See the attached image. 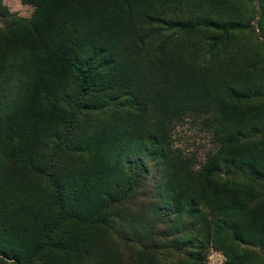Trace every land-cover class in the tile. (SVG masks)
<instances>
[{
  "label": "trees",
  "instance_id": "obj_1",
  "mask_svg": "<svg viewBox=\"0 0 264 264\" xmlns=\"http://www.w3.org/2000/svg\"><path fill=\"white\" fill-rule=\"evenodd\" d=\"M20 2L0 0V264H264V0ZM186 117L214 135L200 165L172 147Z\"/></svg>",
  "mask_w": 264,
  "mask_h": 264
},
{
  "label": "rangeland",
  "instance_id": "obj_2",
  "mask_svg": "<svg viewBox=\"0 0 264 264\" xmlns=\"http://www.w3.org/2000/svg\"><path fill=\"white\" fill-rule=\"evenodd\" d=\"M11 11L19 14V16L28 18L33 10V7L28 4H23L20 0H2ZM3 20L0 17V26ZM253 25H255L252 22ZM111 47V45H110ZM103 66L106 65L104 59L101 60ZM144 118V115L142 114ZM144 121V119H143ZM129 128L137 127V121H132ZM172 147L183 152L184 155L189 156L195 160L197 165L204 162L207 154L214 149L215 139L210 127L204 125L202 118L186 117L176 122L172 132ZM148 172L144 181L146 193L154 191L158 176L161 173L160 167L153 161L147 160ZM223 255L215 249H210L208 252L207 264H221Z\"/></svg>",
  "mask_w": 264,
  "mask_h": 264
}]
</instances>
